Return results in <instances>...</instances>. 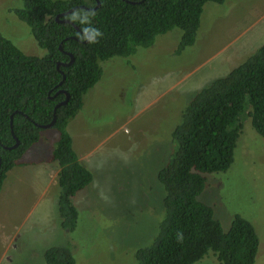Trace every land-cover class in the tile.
<instances>
[{"label": "rangeland", "instance_id": "374dc122", "mask_svg": "<svg viewBox=\"0 0 264 264\" xmlns=\"http://www.w3.org/2000/svg\"><path fill=\"white\" fill-rule=\"evenodd\" d=\"M21 6L20 0H0V32L25 54L44 56L13 13ZM181 35L175 28L128 58L102 62L101 80L69 121L76 151L86 150L82 163L93 176L74 197L78 220L72 232L62 226L58 175L53 186L46 170L59 134L54 128L41 132L6 179L9 198L1 213L17 229L2 233L0 264H47L45 252L59 246L70 249L75 264H135L137 251L154 241L165 215L158 174L174 151L172 133L196 92L264 44V0L208 2L195 44L179 52ZM199 200L213 208L224 231L236 215L249 220L260 239L255 264H264V139L250 119L234 163L207 175ZM195 264L220 263L210 253Z\"/></svg>", "mask_w": 264, "mask_h": 264}, {"label": "trees", "instance_id": "16d2710c", "mask_svg": "<svg viewBox=\"0 0 264 264\" xmlns=\"http://www.w3.org/2000/svg\"><path fill=\"white\" fill-rule=\"evenodd\" d=\"M20 1L22 6L13 13L46 54L27 55L0 32V193L8 173L47 130L42 126L55 117L52 128L59 139L52 161L60 168L58 208L63 228L72 232L78 220L74 197L93 176L79 159L68 124L83 108L84 96L101 80L102 62L128 58L175 28L182 31V52L196 42L205 4L226 0ZM64 13L68 14L59 16ZM75 13L88 14L90 25L100 29L103 36L98 42L80 39L88 25L71 20ZM66 93L68 102L57 107ZM247 119L264 139V44L196 92L183 111L172 133L174 151L158 174L166 191L165 215L154 241L137 251L135 264H195L210 253L220 264H255L260 239L254 225L236 215L229 231H224L213 208L199 200L207 175L226 172L234 163ZM16 140L19 145L12 148ZM45 261L76 263L65 246L48 249Z\"/></svg>", "mask_w": 264, "mask_h": 264}, {"label": "crops", "instance_id": "0c3cea01", "mask_svg": "<svg viewBox=\"0 0 264 264\" xmlns=\"http://www.w3.org/2000/svg\"><path fill=\"white\" fill-rule=\"evenodd\" d=\"M244 59H246V58H244ZM244 61V60H243ZM228 71V70H227ZM69 131V130H68ZM73 139V138H72ZM73 145H74V148H75V144H74V141H73ZM55 146V145H54ZM75 150H76V148H75ZM83 151V150H82ZM53 152V151H52ZM77 152V151H76ZM82 153H84V154H81V152L78 150V152H77V154H78V156H79V159H80V161L82 162V160H83V156L82 155H85L86 154V150L85 151H83ZM30 164V162H28V161H26V165L28 166ZM19 165V164H18ZM31 165L32 164H30V166H29V169L31 170ZM15 168H17L16 166L8 173V176H11V174H13L14 172H15ZM22 169V168H21ZM59 167H58V164L56 163V162H54V161H52V156H51V159H50V163H49V165H48V168L46 169V170H48L49 171V173H50V180H51V184H53V186L55 185L54 184V180H55V178L57 177V175H58V173H59ZM16 170H18V169H16ZM24 170V169H23ZM17 172V171H16ZM30 172V171H29ZM8 176H7V178H8ZM8 180H6L5 182H4V185H3V188H2V191H1V193H0V241L2 242V233H4L5 235H11V233H16V229H17V226H14L12 229L10 228V226H9V224H10V222H7V220H6V218H5V216H3L4 214H2L1 213V209H2V207H1V205L2 206H7V204H8V191H7V188H6V182H7ZM56 186V185H55ZM57 190H58V187H57ZM58 192V191H57ZM18 229H19V227H18Z\"/></svg>", "mask_w": 264, "mask_h": 264}, {"label": "clouds", "instance_id": "9594fccd", "mask_svg": "<svg viewBox=\"0 0 264 264\" xmlns=\"http://www.w3.org/2000/svg\"><path fill=\"white\" fill-rule=\"evenodd\" d=\"M70 19L73 21H79L81 25H88L82 28V35L80 36L81 40L87 41L89 44H93L98 42V39L103 36L100 29L90 25L88 14L75 13Z\"/></svg>", "mask_w": 264, "mask_h": 264}, {"label": "water", "instance_id": "95a60500", "mask_svg": "<svg viewBox=\"0 0 264 264\" xmlns=\"http://www.w3.org/2000/svg\"><path fill=\"white\" fill-rule=\"evenodd\" d=\"M71 12V11H70ZM68 12V13H70ZM68 13H64L62 15H59V16H63V15H67ZM59 16L57 18H59ZM65 22H68L67 20H65ZM72 61H73V58H72ZM71 61V62H72ZM59 66V65H58ZM67 97H66V100L64 102H62L61 104H59L57 107H59L60 105H63V104H66L69 100V95L66 93ZM55 121H56V118L54 117V120L52 121V123L48 124V125H45V126H42L43 129H50L54 126L55 124ZM12 124V123H11ZM19 145V141L16 140V144L12 147V148H16L17 146ZM0 164H1V159H0Z\"/></svg>", "mask_w": 264, "mask_h": 264}]
</instances>
